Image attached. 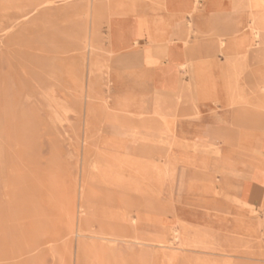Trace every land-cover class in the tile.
Segmentation results:
<instances>
[{"label":"rangeland","instance_id":"rangeland-1","mask_svg":"<svg viewBox=\"0 0 264 264\" xmlns=\"http://www.w3.org/2000/svg\"><path fill=\"white\" fill-rule=\"evenodd\" d=\"M109 1L0 0V264H264L263 223L250 232L222 202L244 172L221 170L259 149L264 74L247 65L228 103L202 91L150 122L107 90ZM245 1L264 29V5ZM224 112L246 138L190 122Z\"/></svg>","mask_w":264,"mask_h":264},{"label":"crops","instance_id":"crops-1","mask_svg":"<svg viewBox=\"0 0 264 264\" xmlns=\"http://www.w3.org/2000/svg\"><path fill=\"white\" fill-rule=\"evenodd\" d=\"M248 10L245 0H110L107 90L117 100L130 99L134 106L147 107L150 122L152 113L165 115L167 107L168 112L181 115L183 105H188L182 98H198L202 91H222L228 103L230 92L239 95L248 89L247 65L253 69L249 74L263 80L264 62L256 61L261 52L245 49L247 42L255 49V41L264 40H247ZM198 121L209 123L201 125V130L221 133L226 141L246 138V119L240 115L224 112L190 118L191 123ZM198 128L196 124L191 129ZM248 134L256 140L258 151L248 162L226 163L221 170L244 172L237 191L222 202L225 215L241 221L251 232L264 225L257 220L264 213V129L254 128ZM229 150L227 155L245 152L240 146L237 151Z\"/></svg>","mask_w":264,"mask_h":264},{"label":"bare ground","instance_id":"bare-ground-1","mask_svg":"<svg viewBox=\"0 0 264 264\" xmlns=\"http://www.w3.org/2000/svg\"><path fill=\"white\" fill-rule=\"evenodd\" d=\"M260 3L262 5H264V0H260ZM25 20V19H24ZM253 22L251 23L250 25V33L253 34V38L256 39V40H261V39H264V38H261V36L263 35L264 33V29H263V26L260 24L258 25L256 22H255V18L253 17ZM14 32V31H13ZM251 39V38H250ZM253 167V166H252Z\"/></svg>","mask_w":264,"mask_h":264}]
</instances>
